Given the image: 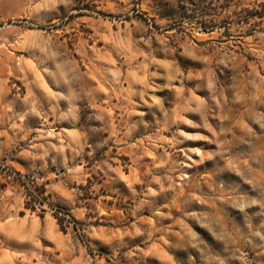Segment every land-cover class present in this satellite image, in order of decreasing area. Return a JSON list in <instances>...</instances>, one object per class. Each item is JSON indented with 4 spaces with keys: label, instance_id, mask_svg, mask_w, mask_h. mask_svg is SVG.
<instances>
[{
    "label": "rangeland",
    "instance_id": "rangeland-1",
    "mask_svg": "<svg viewBox=\"0 0 264 264\" xmlns=\"http://www.w3.org/2000/svg\"><path fill=\"white\" fill-rule=\"evenodd\" d=\"M0 264H264V0H0Z\"/></svg>",
    "mask_w": 264,
    "mask_h": 264
},
{
    "label": "trees",
    "instance_id": "trees-1",
    "mask_svg": "<svg viewBox=\"0 0 264 264\" xmlns=\"http://www.w3.org/2000/svg\"><path fill=\"white\" fill-rule=\"evenodd\" d=\"M42 195H43V194H42ZM34 201H35L34 203H37V202H36L37 199L34 198ZM40 204H42V203L40 202ZM26 208L30 209L31 211H35V210H34L35 208L30 207V206H28V205H26Z\"/></svg>",
    "mask_w": 264,
    "mask_h": 264
}]
</instances>
